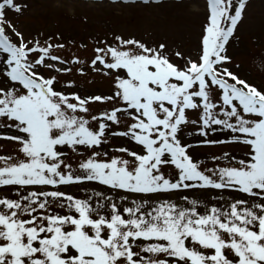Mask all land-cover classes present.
I'll return each instance as SVG.
<instances>
[{
  "label": "snow or ice",
  "instance_id": "1",
  "mask_svg": "<svg viewBox=\"0 0 264 264\" xmlns=\"http://www.w3.org/2000/svg\"><path fill=\"white\" fill-rule=\"evenodd\" d=\"M204 4L194 53L114 33L81 61L0 0V264H264V80L227 50L247 0Z\"/></svg>",
  "mask_w": 264,
  "mask_h": 264
},
{
  "label": "rangeland",
  "instance_id": "2",
  "mask_svg": "<svg viewBox=\"0 0 264 264\" xmlns=\"http://www.w3.org/2000/svg\"><path fill=\"white\" fill-rule=\"evenodd\" d=\"M22 3L27 5L22 12L9 15L26 37L43 33L54 42H66L64 54H78L81 61L92 56L97 43H102L106 37L111 41L114 33L145 40L162 38L174 52L194 53L205 18L204 0H22ZM227 50L239 64L241 75L264 80V0H247L244 17ZM74 75L82 87L92 90L109 87L107 80L101 77L93 80ZM13 147V142L0 139V152H10ZM199 151L211 154L215 149ZM67 187L76 194H90L93 188L103 190L95 184ZM189 194L205 200L213 195L211 191L200 189H192ZM221 195L226 194L216 192L215 198L219 200Z\"/></svg>",
  "mask_w": 264,
  "mask_h": 264
}]
</instances>
